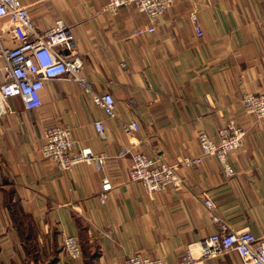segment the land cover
<instances>
[{
	"label": "crops",
	"instance_id": "0c3cea01",
	"mask_svg": "<svg viewBox=\"0 0 264 264\" xmlns=\"http://www.w3.org/2000/svg\"><path fill=\"white\" fill-rule=\"evenodd\" d=\"M20 1L39 32L56 20L66 24L82 75L98 94L112 95L115 116L64 78L44 83L38 109L0 94V264H125L133 254L179 264L186 245L220 231L204 198L228 230L264 242V120L241 105L244 93L264 89V0H175L151 33L146 14L133 6L110 14L102 10L106 0ZM23 32L0 18L4 48ZM3 65L0 55V86ZM131 120L140 127L134 149L169 164L200 153V132L217 140L234 120L245 131L229 156L234 174L205 158L177 170L180 185L146 192L129 178L134 140L123 124ZM55 126L70 130L75 150L105 154L103 170L81 163L66 172L45 160L44 132ZM123 149L129 152L120 157ZM103 178L112 184L105 203L98 198ZM66 235L79 240L77 260L62 249ZM205 264L243 262L229 252Z\"/></svg>",
	"mask_w": 264,
	"mask_h": 264
},
{
	"label": "built area",
	"instance_id": "2783aa9c",
	"mask_svg": "<svg viewBox=\"0 0 264 264\" xmlns=\"http://www.w3.org/2000/svg\"><path fill=\"white\" fill-rule=\"evenodd\" d=\"M175 0H106L102 10L116 14L120 8L133 6L137 12L146 14L151 26L148 32L155 30L154 24L174 3ZM0 18H9L19 24L24 32L16 46L6 49L0 43V55L4 59L1 68L3 83L0 94L5 99L17 97L26 110L41 107L40 92L47 81L64 78L76 82L91 101L108 117L115 116V101L110 93L98 94L93 83L82 75L83 60L74 50L73 40L68 27L62 20H56L46 30L39 32L31 20L27 9L20 0H0ZM197 36H202L196 13L190 15ZM1 41V36H0ZM243 112L252 116L255 121L264 120V89L260 92H246L241 96ZM95 129L102 135V121L95 122ZM140 127L136 120L123 124L124 132L134 144L128 150L131 154L129 178L141 184L146 192H161L169 185L178 186L181 178L177 170L181 167L196 168L205 158H215L221 171L233 175L234 169L229 156L243 145L245 131L234 120H228L217 132V140L210 138L207 132L198 135L200 153L196 156H185L177 164L167 163L161 155L148 157L136 151V135ZM42 156L56 165L60 170L73 172L81 163L93 165L102 171L107 160L103 153H94L88 149H74L71 132L66 127L55 126L44 132ZM126 149L119 156L127 154ZM112 184L103 178L98 198L101 203L107 200ZM209 217L220 231L183 249L179 264H205L208 259L217 258L229 252H235L243 264H264V242L249 231L234 232L228 230L225 222L215 213L214 204L204 198ZM62 249L70 260L81 256L79 240L74 236H63ZM125 264H165L160 258L133 254L126 258Z\"/></svg>",
	"mask_w": 264,
	"mask_h": 264
}]
</instances>
